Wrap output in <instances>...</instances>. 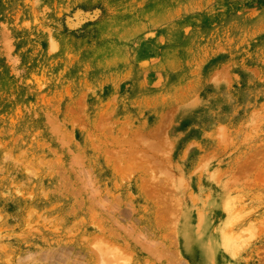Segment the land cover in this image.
<instances>
[{
    "label": "rangeland",
    "instance_id": "obj_1",
    "mask_svg": "<svg viewBox=\"0 0 264 264\" xmlns=\"http://www.w3.org/2000/svg\"><path fill=\"white\" fill-rule=\"evenodd\" d=\"M0 264H264V0H0Z\"/></svg>",
    "mask_w": 264,
    "mask_h": 264
}]
</instances>
